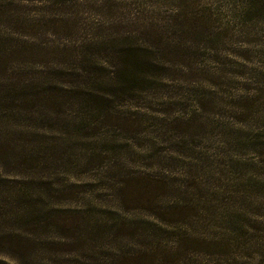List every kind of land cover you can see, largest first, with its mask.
<instances>
[{
    "label": "rangeland",
    "instance_id": "rangeland-1",
    "mask_svg": "<svg viewBox=\"0 0 264 264\" xmlns=\"http://www.w3.org/2000/svg\"><path fill=\"white\" fill-rule=\"evenodd\" d=\"M175 1L213 27L184 37L199 70L165 78L146 110L118 104L100 122L65 107L61 126L32 138L41 158L19 165L14 141L0 159V234L35 237L49 264H264V0ZM21 177H43L26 199Z\"/></svg>",
    "mask_w": 264,
    "mask_h": 264
},
{
    "label": "trees",
    "instance_id": "trees-1",
    "mask_svg": "<svg viewBox=\"0 0 264 264\" xmlns=\"http://www.w3.org/2000/svg\"><path fill=\"white\" fill-rule=\"evenodd\" d=\"M172 1L0 0V127H5L0 130L5 136H0V159L12 155L8 145L14 141L18 147L12 146L23 157L17 159L19 165L41 158L42 148L37 142L34 146L32 138H47L45 129L61 126L65 107L99 112L100 122L114 113L104 111L118 104L135 102L132 107L146 110L162 98L166 79L177 73L186 79L189 72L199 70L184 37H210L213 27L197 20L191 2L174 7ZM209 78L215 82L217 73ZM136 118L127 117L138 121V127L145 118ZM9 125L18 126L25 139L16 136L19 133L12 127L6 131ZM166 128L158 125L152 130L160 133ZM21 178L15 189L26 199L25 190L43 177ZM183 191L180 185L175 194ZM154 209L152 213L160 217L172 211ZM9 219L19 221L14 215ZM45 222L49 220H38L34 226ZM29 236L23 230L2 232L0 253L17 264H49L43 257L45 246Z\"/></svg>",
    "mask_w": 264,
    "mask_h": 264
}]
</instances>
